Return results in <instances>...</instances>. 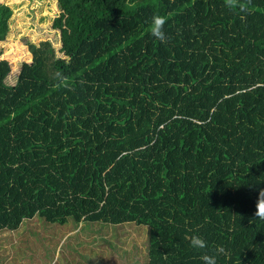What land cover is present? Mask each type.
I'll return each instance as SVG.
<instances>
[{
  "label": "trees",
  "instance_id": "1",
  "mask_svg": "<svg viewBox=\"0 0 264 264\" xmlns=\"http://www.w3.org/2000/svg\"><path fill=\"white\" fill-rule=\"evenodd\" d=\"M55 4L54 38L14 74L0 59V231L36 215L133 223L146 264H204L218 247L217 264H264V0L247 13L224 0ZM157 14L165 42L148 32ZM9 17L0 5V38Z\"/></svg>",
  "mask_w": 264,
  "mask_h": 264
},
{
  "label": "rangeland",
  "instance_id": "2",
  "mask_svg": "<svg viewBox=\"0 0 264 264\" xmlns=\"http://www.w3.org/2000/svg\"><path fill=\"white\" fill-rule=\"evenodd\" d=\"M0 5L10 11L7 32L0 38V59L14 74L21 61L30 59V45L54 38L50 24L56 4L55 0H0ZM13 80L12 76L8 82ZM146 235L145 226L133 223L79 222L73 227L70 219L57 225L36 215L16 230L0 231V264H115V256L120 264H146Z\"/></svg>",
  "mask_w": 264,
  "mask_h": 264
},
{
  "label": "clouds",
  "instance_id": "3",
  "mask_svg": "<svg viewBox=\"0 0 264 264\" xmlns=\"http://www.w3.org/2000/svg\"><path fill=\"white\" fill-rule=\"evenodd\" d=\"M225 7L230 10L239 9L241 13H247L250 8L251 0H224ZM167 23V18L162 15H154L151 18V23L148 28V32L161 42L166 41V34L164 32V25ZM255 217L259 220H264V189H261L258 193L256 204H255ZM190 241V246L193 249L205 250L208 247L207 241L199 235H192L186 237ZM225 253L223 247L215 249L214 254H208L204 252L201 256L204 264H217V256Z\"/></svg>",
  "mask_w": 264,
  "mask_h": 264
},
{
  "label": "crops",
  "instance_id": "4",
  "mask_svg": "<svg viewBox=\"0 0 264 264\" xmlns=\"http://www.w3.org/2000/svg\"><path fill=\"white\" fill-rule=\"evenodd\" d=\"M116 245L119 246L117 243H116ZM112 254H114V253H112ZM114 260H115V264H120V263H121L120 258H116V256H115V259H114ZM102 261L104 262L105 260H101V262H102ZM104 263H105V262H104Z\"/></svg>",
  "mask_w": 264,
  "mask_h": 264
}]
</instances>
